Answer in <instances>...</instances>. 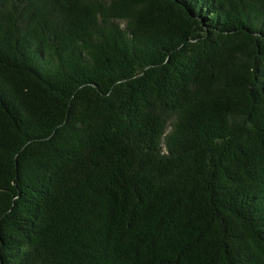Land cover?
Here are the masks:
<instances>
[{"label":"trees","instance_id":"trees-1","mask_svg":"<svg viewBox=\"0 0 264 264\" xmlns=\"http://www.w3.org/2000/svg\"><path fill=\"white\" fill-rule=\"evenodd\" d=\"M0 264H264V0H0Z\"/></svg>","mask_w":264,"mask_h":264}]
</instances>
